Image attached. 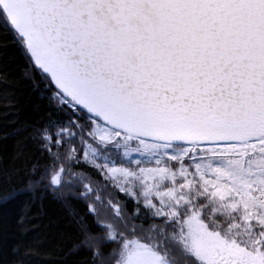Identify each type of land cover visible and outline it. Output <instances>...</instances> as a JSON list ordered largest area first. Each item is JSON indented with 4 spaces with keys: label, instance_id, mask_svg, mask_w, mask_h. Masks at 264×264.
I'll return each mask as SVG.
<instances>
[{
    "label": "snow or ice",
    "instance_id": "obj_1",
    "mask_svg": "<svg viewBox=\"0 0 264 264\" xmlns=\"http://www.w3.org/2000/svg\"><path fill=\"white\" fill-rule=\"evenodd\" d=\"M0 32L44 109L28 189L86 208L62 260L264 264V0H0Z\"/></svg>",
    "mask_w": 264,
    "mask_h": 264
},
{
    "label": "trees",
    "instance_id": "obj_2",
    "mask_svg": "<svg viewBox=\"0 0 264 264\" xmlns=\"http://www.w3.org/2000/svg\"><path fill=\"white\" fill-rule=\"evenodd\" d=\"M25 67L19 50L0 32V189L25 190L20 201L0 207V264H13L12 248L17 244L31 247L34 240L42 243L36 248L38 255L32 257V264H88L86 252L67 261L61 259L78 239L70 213L83 214L84 205L73 201L69 208L46 193L41 199L39 190L33 199L27 186L33 164L43 165L45 160L27 138L33 127L42 123L44 109L38 93L23 76ZM37 104H41L39 110ZM14 129H20L19 133L9 135ZM24 201L31 202L27 221L30 230L22 235L16 219ZM46 252L51 254L49 258L43 256Z\"/></svg>",
    "mask_w": 264,
    "mask_h": 264
}]
</instances>
